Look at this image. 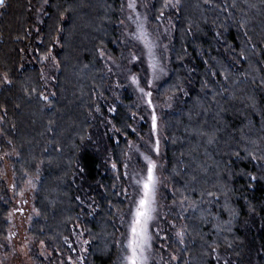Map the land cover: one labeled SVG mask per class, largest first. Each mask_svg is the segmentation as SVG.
<instances>
[{"label":"trees","instance_id":"16d2710c","mask_svg":"<svg viewBox=\"0 0 264 264\" xmlns=\"http://www.w3.org/2000/svg\"><path fill=\"white\" fill-rule=\"evenodd\" d=\"M34 1L0 7V175L7 156L16 192L41 176L30 228L36 242L64 252L80 226L87 264H117L126 201L88 145L92 116L107 105L116 138L105 142L121 173L135 139L134 98H113L100 53L119 57L122 0H49L37 42ZM170 1L153 0L154 22ZM175 1L171 73L158 94L187 91L164 118L167 199L185 213L178 264H264V0ZM52 53L58 72L48 100L43 69ZM87 194L91 208L81 202ZM10 213L0 195L1 249Z\"/></svg>","mask_w":264,"mask_h":264},{"label":"rangeland","instance_id":"374dc122","mask_svg":"<svg viewBox=\"0 0 264 264\" xmlns=\"http://www.w3.org/2000/svg\"><path fill=\"white\" fill-rule=\"evenodd\" d=\"M49 0H35L33 4V41L39 40V28L44 20ZM135 9L129 8L130 0H122L120 7V50L119 57L114 58L106 50L100 51L105 67V74L110 83L112 96L116 100L125 92L134 98V125L132 131L135 139L128 143V149L122 165V173L113 164L105 138H116L111 115L112 105H107V112L97 107L92 116L94 132L88 149L94 151L115 174L119 190L126 201V209L118 216L120 228L121 259L117 264H126L129 254L127 245L130 226L139 200L143 196L141 181L147 176L149 158L155 163V176L158 179L155 192V209L148 224L151 247L147 250V264H178L179 257L175 243L185 236V213L168 202L169 185L165 175L166 129L164 118L168 113L177 112L187 91L160 99L159 85L171 73V42L178 16V4L171 0L165 12L153 21L151 13L153 0H134ZM147 34L151 42L149 48L139 38L141 32ZM30 62V61H29ZM32 62V61H31ZM154 66V67H153ZM58 72L55 53L44 60V82L46 98L55 95L54 82ZM135 81V82H134ZM142 90V91H141ZM150 93L151 95H147ZM155 116V127L153 117ZM41 176L32 178L21 192L14 187V174L11 161L3 158V171L0 175L1 196L11 203L9 215V236L6 248H0V264H87L89 241L80 226L75 228L72 239L66 245V251H54L44 242H36L30 235L33 220L37 217L35 195ZM89 197H88V196ZM81 197L85 207H92L90 195ZM181 234V235H178Z\"/></svg>","mask_w":264,"mask_h":264},{"label":"snow or ice","instance_id":"6c2138e0","mask_svg":"<svg viewBox=\"0 0 264 264\" xmlns=\"http://www.w3.org/2000/svg\"><path fill=\"white\" fill-rule=\"evenodd\" d=\"M4 4L5 0H0V7H3ZM128 6L129 8L135 9L136 5L134 0H130ZM139 38L149 48V54L151 55L152 45L147 40V34L143 31L142 26ZM147 95L151 94L148 93ZM153 127H155V116L153 117ZM145 159L148 161L147 176L139 181L143 188V196L137 204L130 226V236L127 245L129 254L125 257L126 264H147L148 257L146 252L151 247V236L148 233V224L153 218V213L156 211L155 192L158 179L154 173L155 163L147 157Z\"/></svg>","mask_w":264,"mask_h":264}]
</instances>
